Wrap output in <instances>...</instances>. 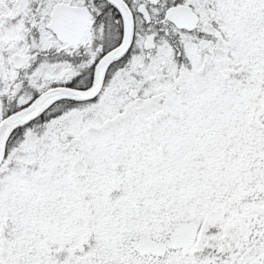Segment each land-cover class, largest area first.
I'll return each instance as SVG.
<instances>
[{"label": "snow or ice", "instance_id": "obj_1", "mask_svg": "<svg viewBox=\"0 0 264 264\" xmlns=\"http://www.w3.org/2000/svg\"><path fill=\"white\" fill-rule=\"evenodd\" d=\"M0 264H264V0H0Z\"/></svg>", "mask_w": 264, "mask_h": 264}]
</instances>
